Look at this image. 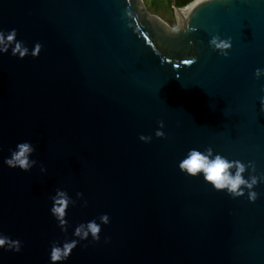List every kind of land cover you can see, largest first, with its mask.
Here are the masks:
<instances>
[{
    "label": "water",
    "instance_id": "water-1",
    "mask_svg": "<svg viewBox=\"0 0 264 264\" xmlns=\"http://www.w3.org/2000/svg\"><path fill=\"white\" fill-rule=\"evenodd\" d=\"M171 4L189 7L175 28L141 0H0V30L29 49L0 53V232L22 243L0 264H52L53 241L105 213L100 240L57 264H264V182L251 202L179 168L210 146L264 176V0ZM215 35L231 38L227 56ZM21 142L36 149L30 171L4 163ZM57 188L77 201L66 233Z\"/></svg>",
    "mask_w": 264,
    "mask_h": 264
},
{
    "label": "clouds",
    "instance_id": "clouds-1",
    "mask_svg": "<svg viewBox=\"0 0 264 264\" xmlns=\"http://www.w3.org/2000/svg\"><path fill=\"white\" fill-rule=\"evenodd\" d=\"M197 3H201L202 0H196ZM16 29L10 30L7 34L0 30V53H7L11 47V54L13 56H19L24 58L29 54L28 47L25 46L23 41L16 39ZM209 45L214 50H218L221 55L227 56L228 51L232 47L231 38L222 39L219 35L213 36L209 40ZM42 45L37 42L34 48L31 50V55L36 57L40 54ZM197 58L193 57L192 60L186 61L187 64H192ZM256 78L264 76V69L257 68L254 73ZM160 127L156 130L155 135L157 137H164L165 133L161 131L164 127L163 121L159 122ZM140 140L144 142H150L152 137L140 135ZM36 151L35 146L30 142H21L16 145L15 150H10V156L4 159V163L10 168H19L23 171H30L34 165L37 164V160L30 157ZM179 168L190 176H198L203 174L204 180L211 184L216 190H227V193L235 197H240L245 194V189L248 190V199L251 202H255L258 199L259 194L252 189L260 182H264V176L251 175L248 179L244 177V173L248 168H251L252 172H255V164L251 161L245 164L239 160H229L221 154L213 153L212 147H207L204 151L197 150L195 148L190 149L185 158L179 162ZM235 169V172H232ZM41 172H46L47 169L41 165ZM78 198L83 197V193L77 192ZM53 201L50 209L51 214L58 221V226L62 232H67L69 222L66 219L67 209L69 206H75L77 201L72 199L68 193L64 190L57 188L55 195L51 197ZM84 206H87V201H84ZM100 223H97L95 219L88 221L86 224H79L73 232L75 237L79 239L65 240L63 244L53 241L51 244L50 261L52 264L65 261L71 255L74 248L80 240H86L91 235L93 241L100 240L101 224H108L110 222L108 214H102L99 217ZM108 238H105L107 242ZM22 243L19 239H12L9 236L0 232V248H6L7 250L19 252L21 250Z\"/></svg>",
    "mask_w": 264,
    "mask_h": 264
},
{
    "label": "rangeland",
    "instance_id": "rangeland-1",
    "mask_svg": "<svg viewBox=\"0 0 264 264\" xmlns=\"http://www.w3.org/2000/svg\"><path fill=\"white\" fill-rule=\"evenodd\" d=\"M141 2L148 14L159 17L170 28L176 27V13L171 0H141Z\"/></svg>",
    "mask_w": 264,
    "mask_h": 264
},
{
    "label": "trees",
    "instance_id": "trees-1",
    "mask_svg": "<svg viewBox=\"0 0 264 264\" xmlns=\"http://www.w3.org/2000/svg\"><path fill=\"white\" fill-rule=\"evenodd\" d=\"M193 0H174V4L176 7H183L189 4Z\"/></svg>",
    "mask_w": 264,
    "mask_h": 264
},
{
    "label": "bare ground",
    "instance_id": "bare-ground-1",
    "mask_svg": "<svg viewBox=\"0 0 264 264\" xmlns=\"http://www.w3.org/2000/svg\"><path fill=\"white\" fill-rule=\"evenodd\" d=\"M189 7H186L184 9H181L180 12L176 13V17L177 20L180 21L181 20V16L184 15L186 13V11L188 10Z\"/></svg>",
    "mask_w": 264,
    "mask_h": 264
}]
</instances>
